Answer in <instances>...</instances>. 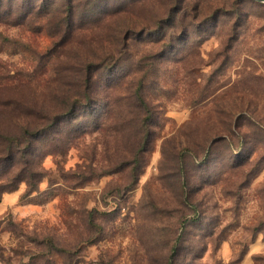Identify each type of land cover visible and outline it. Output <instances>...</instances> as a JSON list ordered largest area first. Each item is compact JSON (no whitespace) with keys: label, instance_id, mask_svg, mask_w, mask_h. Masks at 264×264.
<instances>
[{"label":"rangeland","instance_id":"374dc122","mask_svg":"<svg viewBox=\"0 0 264 264\" xmlns=\"http://www.w3.org/2000/svg\"><path fill=\"white\" fill-rule=\"evenodd\" d=\"M172 1L0 0V129L48 120L39 190L0 199V264H169L176 247L177 264H264V3ZM109 56L115 80L102 68L58 132Z\"/></svg>","mask_w":264,"mask_h":264},{"label":"trees","instance_id":"16d2710c","mask_svg":"<svg viewBox=\"0 0 264 264\" xmlns=\"http://www.w3.org/2000/svg\"><path fill=\"white\" fill-rule=\"evenodd\" d=\"M176 3L177 0L172 1L171 5L169 6L168 13H175L176 11H178V8L175 9ZM185 8L188 7L184 6V9ZM179 9H182V7L180 6ZM177 21L178 15L175 14L173 16L172 23H177ZM164 23L166 22L162 20L159 25L164 27ZM108 54H111V52ZM120 64L121 61L114 59L112 56L104 57L100 62L90 63L87 68L83 72H81V74L78 76V91L74 98V102L68 104L66 103V105L63 106V110L58 112V132L64 131V127L60 125L64 123L66 117H69V120L72 123L74 120L79 118L80 112L84 110L85 107L83 105L90 102H97L95 87V84L97 82V73L102 68H110V70H112L113 72L110 73L108 78L112 79L110 81L113 82V80H115L114 70L118 68ZM142 88L143 84L140 81L138 82L134 91L136 100L139 102V105L144 109V111L148 113V115H150L151 107L143 95ZM144 122L145 119L143 120V123ZM47 123L48 120L37 122L34 124L33 122L27 124H19L16 132H10L9 130L0 129V144L2 145L0 153L4 155V158L0 160V181L6 179V182L0 183V199L2 198L4 192L17 189L19 183L22 181H26L28 184V189L25 194H30L34 191L39 190V182L44 177V170L35 166V143L42 135V132L48 129ZM4 162L7 163L6 167L1 170ZM122 162L123 163L122 165H120V167H131L133 180L136 181L141 165L138 155L133 159H127ZM198 219L199 216L197 212H190L187 214L188 221L196 222ZM176 249L177 247L175 248L174 253L170 258L169 264H177L178 250Z\"/></svg>","mask_w":264,"mask_h":264},{"label":"water","instance_id":"95a60500","mask_svg":"<svg viewBox=\"0 0 264 264\" xmlns=\"http://www.w3.org/2000/svg\"><path fill=\"white\" fill-rule=\"evenodd\" d=\"M257 1H259V2H263V3H264V0H257Z\"/></svg>","mask_w":264,"mask_h":264}]
</instances>
